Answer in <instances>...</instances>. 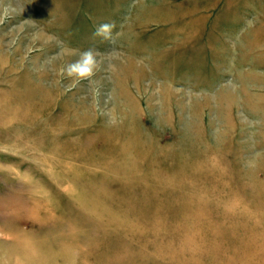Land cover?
Masks as SVG:
<instances>
[{"label":"rangeland","instance_id":"374dc122","mask_svg":"<svg viewBox=\"0 0 264 264\" xmlns=\"http://www.w3.org/2000/svg\"><path fill=\"white\" fill-rule=\"evenodd\" d=\"M16 262L264 264V0H0Z\"/></svg>","mask_w":264,"mask_h":264},{"label":"clouds","instance_id":"9594fccd","mask_svg":"<svg viewBox=\"0 0 264 264\" xmlns=\"http://www.w3.org/2000/svg\"><path fill=\"white\" fill-rule=\"evenodd\" d=\"M114 27V23L101 24L96 28L94 36L101 37L106 41H111L113 39ZM95 64V56L93 51L90 49L82 53L81 59L77 63L68 65L66 71L69 76L75 75L84 77L92 74Z\"/></svg>","mask_w":264,"mask_h":264},{"label":"bare ground","instance_id":"6f19581e","mask_svg":"<svg viewBox=\"0 0 264 264\" xmlns=\"http://www.w3.org/2000/svg\"><path fill=\"white\" fill-rule=\"evenodd\" d=\"M162 101L164 102V104H162V105H164V107L167 109V108L169 107L168 100H166V98H165V99L162 98ZM131 147H132V145H131ZM154 165H155V164H154ZM15 264H18V262H16Z\"/></svg>","mask_w":264,"mask_h":264}]
</instances>
